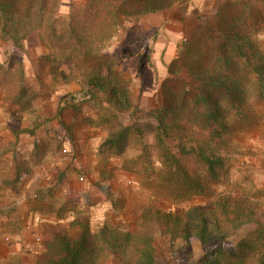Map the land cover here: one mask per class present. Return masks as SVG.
Segmentation results:
<instances>
[{
	"label": "rangeland",
	"instance_id": "1",
	"mask_svg": "<svg viewBox=\"0 0 264 264\" xmlns=\"http://www.w3.org/2000/svg\"><path fill=\"white\" fill-rule=\"evenodd\" d=\"M93 1L115 8L123 4L139 12L115 15L113 36L97 60H88L74 49L57 45L49 27L54 25L60 32L70 14H81ZM155 4L165 8L147 13ZM236 13L258 21L264 15V0H60L58 13L21 46L0 40V62H21L35 96L33 112L22 115L0 91V181L14 162L24 161L30 167L14 189L0 182V264H33L54 229L76 232L72 225L77 216L84 217L94 232L104 223L133 230L135 216L146 204L179 212L193 206L211 207L217 196L231 194L257 205L264 219V100L251 101L248 120L232 132L236 151L224 177L205 180L206 192L199 197L173 201L174 193L141 174L133 163L135 151L122 156L100 152L107 128L93 124L96 101L81 83L94 69L117 79L127 86L131 99L123 123H152L167 78L186 79L189 89L195 85L184 72L180 54L186 40L188 46L206 43L204 36L196 35L199 17L204 15L216 32H225ZM256 38L264 52V36ZM60 116L66 128L59 123ZM40 118L46 123L35 130ZM47 139L61 143L62 150H47L39 163L32 164L35 141ZM247 231V226L241 227L225 245H233ZM155 245L157 264H195L203 256L195 239L170 248L165 239L157 238ZM106 264L118 262L109 259Z\"/></svg>",
	"mask_w": 264,
	"mask_h": 264
},
{
	"label": "trees",
	"instance_id": "2",
	"mask_svg": "<svg viewBox=\"0 0 264 264\" xmlns=\"http://www.w3.org/2000/svg\"><path fill=\"white\" fill-rule=\"evenodd\" d=\"M59 3L0 0V40L21 46L58 13ZM164 8L155 4L147 13ZM138 12V8L132 12L123 4L115 8L111 3L93 1L81 14H70L60 32L54 25L49 32L57 45L97 60L103 45L113 36L115 15ZM199 19L196 35L204 36L206 43L188 46L186 40L180 54L184 72L195 85L189 89L186 79L167 78L162 83V103L151 115L152 123H123L131 99L127 86L117 79L94 69L81 82L96 101L93 124L107 128L100 152L122 156L135 151L133 163L141 174L174 193L173 201L199 197L206 192L205 180L224 177L236 151L230 139L232 132L248 120L251 101L264 100V52L256 38L257 34L264 36V15L256 21L236 13L225 32L210 28L204 15ZM0 91L20 114L33 112L35 96L21 62H0ZM45 123L37 119L34 129ZM59 123L66 128L61 116ZM47 150L59 152L62 145L54 139L44 143L36 140L30 156L32 164L39 163ZM29 173L26 162H14L0 182L14 189ZM244 226L248 227L246 234L233 245H225ZM72 227L76 228L73 234L54 229L33 264H106L109 259L118 264H157V238L165 239L170 248L176 243L187 245L191 239L198 241L203 256L195 264H264V219L259 208L231 194L217 196L211 207L193 206L179 212L146 204L137 212L133 230L104 223L94 232L81 216L75 217Z\"/></svg>",
	"mask_w": 264,
	"mask_h": 264
}]
</instances>
